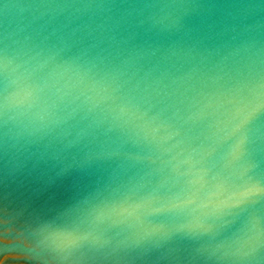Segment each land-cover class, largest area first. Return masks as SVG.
Masks as SVG:
<instances>
[{"label":"snow or ice","instance_id":"obj_1","mask_svg":"<svg viewBox=\"0 0 264 264\" xmlns=\"http://www.w3.org/2000/svg\"><path fill=\"white\" fill-rule=\"evenodd\" d=\"M53 36L26 43L20 63L0 36V148H27L38 132L74 121L83 127L65 150L84 144L81 167L94 168L98 180L62 225L41 231L40 244L65 259L142 249L155 264H192L215 245L214 255L264 264V68L217 64L184 87L199 68L156 75L159 66L142 64L155 51L64 36L50 43ZM12 112L31 114L38 127L12 135ZM158 215L171 222L152 223L131 241L108 236Z\"/></svg>","mask_w":264,"mask_h":264},{"label":"water","instance_id":"obj_2","mask_svg":"<svg viewBox=\"0 0 264 264\" xmlns=\"http://www.w3.org/2000/svg\"><path fill=\"white\" fill-rule=\"evenodd\" d=\"M76 28L80 31L73 37ZM53 32L50 43L64 36L81 40L82 46L103 41L101 47L115 48L121 47L116 42L127 41L125 52L155 51L142 64L145 70L159 66L156 75L171 70L182 76L199 68L184 87L217 64L243 68L254 63L257 71L264 68V0H0V36L8 37L11 54H20L17 63L27 58L26 43L38 44ZM29 36L31 41H26ZM11 115L16 117L10 124L12 135L25 126L30 131L38 127L31 114ZM81 127L74 121L53 126L52 132L33 137L37 144L7 152L0 148V264H155L142 249L129 248L117 257L101 253L65 259L40 244L41 231L62 225V214L97 187L95 169L81 167L88 148L81 144L65 150ZM90 147L100 150L95 143ZM162 220L170 223L171 217H146L143 225L129 220L108 236L114 244L135 240ZM214 248L192 264H238L222 252L214 255Z\"/></svg>","mask_w":264,"mask_h":264}]
</instances>
